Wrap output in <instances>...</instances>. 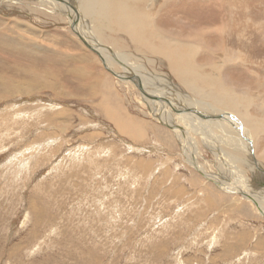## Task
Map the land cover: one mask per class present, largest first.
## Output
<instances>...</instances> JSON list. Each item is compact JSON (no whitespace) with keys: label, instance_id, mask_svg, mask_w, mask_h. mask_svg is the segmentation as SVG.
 Here are the masks:
<instances>
[{"label":"rangeland","instance_id":"1","mask_svg":"<svg viewBox=\"0 0 264 264\" xmlns=\"http://www.w3.org/2000/svg\"><path fill=\"white\" fill-rule=\"evenodd\" d=\"M249 1L261 5L263 17L264 0ZM180 9L174 15L182 18ZM9 14L0 18L10 33L17 30L13 19L19 15ZM39 18L35 33L25 25L11 35L27 47L38 44L30 49L35 61L0 48V264H264V217L248 202L235 205L240 195L220 191L193 170L180 147L165 140L162 123L136 104L133 89L130 101L121 85L123 100L111 104L105 90L103 104L100 95L94 97L84 76L77 75L81 59L93 61L89 52L71 30L62 29L65 23ZM250 42L233 48L243 50L247 68L260 65L263 57H250L264 52L257 36ZM44 49L67 51L73 58L60 51L42 64ZM199 56V64L210 59ZM222 56L218 52L223 62ZM30 67L43 71L45 79L31 75ZM232 72V82L243 81L241 72ZM108 104L151 125L147 138L136 142L119 134L104 117ZM153 126L165 133L159 141ZM235 135L238 143L241 135ZM137 146L147 153H136ZM158 147L163 150L154 154L151 149ZM202 154L204 163L210 157L206 150ZM259 170L256 166V176Z\"/></svg>","mask_w":264,"mask_h":264},{"label":"bare ground","instance_id":"2","mask_svg":"<svg viewBox=\"0 0 264 264\" xmlns=\"http://www.w3.org/2000/svg\"><path fill=\"white\" fill-rule=\"evenodd\" d=\"M252 2L0 0V14L19 15L13 19L18 28H12L14 32L10 33L4 27L6 20L0 18V48L20 56L24 53L27 59L32 56L30 49L36 48L38 44L27 47L23 44L24 40L11 37L12 34L18 33L25 25H28L30 32L35 33L34 28L39 26L35 27L34 22L40 24V16L65 23L62 29L67 33L71 30L77 37L73 35L76 43L82 50L89 52L90 56L86 54L89 59H93H81L83 63L77 75L84 76L94 97L97 98L100 91L105 90V96L109 95L111 104L115 100H123L118 90L121 85L129 92L130 101L135 97L133 89L138 99L135 98L136 104L149 108L151 119L155 123H162V129L168 135H165V140L171 146L176 144L180 147L183 158L187 156L189 160L186 162L193 170L220 191L233 196L240 195L242 200L235 198V205L248 202L259 216L264 217V171L261 170V167L264 168V52L251 55L254 61L263 58L260 65L254 62L247 68V56L242 53L243 50L233 49L235 43L239 48L251 46L253 36H257L264 44V15L259 17L261 5ZM180 6V13L185 19L174 15ZM247 14L249 17H246ZM253 16L255 19L251 18ZM243 18L250 24L241 21ZM62 48L65 49V44ZM44 51L48 53L42 56V64H50L51 55L59 54L60 51L65 53L66 59L73 58L72 54L63 50ZM218 52L223 54V62ZM199 55L210 56V59L205 64H199ZM31 58L35 61L34 57ZM158 69L163 73L155 71ZM27 70L34 77L45 79L43 71L35 73L32 67ZM95 70H100L99 74L94 75ZM233 70L241 72L242 82L231 81ZM108 72H111V77ZM45 74L46 77L50 75ZM96 87L99 90L97 93ZM101 100L103 104L105 97L101 96ZM107 109L104 117L110 119L109 122L114 124L119 134L136 142L147 138L151 125H146L142 120L136 121L126 113L123 115L111 108L110 104ZM155 127L152 132L156 134V141H159V136L165 133ZM235 133L241 135L238 143L233 141ZM135 148L138 154H144L147 150L138 146ZM203 149L210 157H207L208 160L204 157V163L201 159ZM151 150L156 154L163 148ZM137 166L141 167V163ZM256 166L260 169L257 176Z\"/></svg>","mask_w":264,"mask_h":264}]
</instances>
